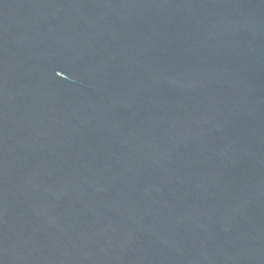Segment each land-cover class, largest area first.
I'll use <instances>...</instances> for the list:
<instances>
[{
  "label": "water",
  "instance_id": "1",
  "mask_svg": "<svg viewBox=\"0 0 264 264\" xmlns=\"http://www.w3.org/2000/svg\"><path fill=\"white\" fill-rule=\"evenodd\" d=\"M0 264H264V0H0Z\"/></svg>",
  "mask_w": 264,
  "mask_h": 264
}]
</instances>
